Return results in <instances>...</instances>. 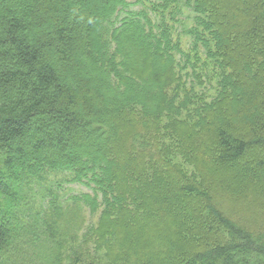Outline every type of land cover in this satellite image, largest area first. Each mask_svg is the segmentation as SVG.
Returning a JSON list of instances; mask_svg holds the SVG:
<instances>
[{
	"label": "trees",
	"instance_id": "trees-1",
	"mask_svg": "<svg viewBox=\"0 0 264 264\" xmlns=\"http://www.w3.org/2000/svg\"><path fill=\"white\" fill-rule=\"evenodd\" d=\"M244 198L264 220V0H0V264L79 236L264 264V225L224 210Z\"/></svg>",
	"mask_w": 264,
	"mask_h": 264
},
{
	"label": "rangeland",
	"instance_id": "rangeland-1",
	"mask_svg": "<svg viewBox=\"0 0 264 264\" xmlns=\"http://www.w3.org/2000/svg\"><path fill=\"white\" fill-rule=\"evenodd\" d=\"M34 11H39L36 4L33 5ZM42 32L48 33V29L43 27L40 29L39 34ZM185 40H183V44ZM83 62L86 64V54L83 55ZM85 73H88L89 76L92 74L89 72V66H81L78 68V75L68 76L67 81L78 82L80 77H84ZM109 100V99H108ZM106 103L108 101H105ZM50 181V180H49ZM75 190H80L79 187L75 186ZM48 196L46 197V200ZM250 200L243 199V201L237 206H234L233 203H227V206L224 207L226 215L234 222L241 223L246 225L249 230H258L264 225V220L262 215H258V212L255 213L253 211L255 203L249 204ZM88 218L86 222H88ZM264 228V227H262ZM220 235L217 237H221L226 233L223 231L218 232ZM83 234L85 238H87L86 233H81L79 231V235ZM68 238V236H67ZM81 241V237L76 238V243L71 245L67 243L60 252L59 258L57 260L51 261V263L41 261L40 258V250L38 248L26 243H21V239H18L14 245H22V255H16V260L14 264H131L125 262L121 259V253H118L117 250L108 251L107 255L104 256L103 251L94 250L89 243H79ZM187 247L189 248L188 244ZM12 248V247H11ZM51 249V248H50ZM190 249V248H189Z\"/></svg>",
	"mask_w": 264,
	"mask_h": 264
}]
</instances>
